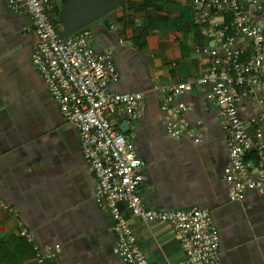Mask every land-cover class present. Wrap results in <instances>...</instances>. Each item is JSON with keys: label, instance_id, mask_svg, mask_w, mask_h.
<instances>
[{"label": "crops", "instance_id": "obj_1", "mask_svg": "<svg viewBox=\"0 0 264 264\" xmlns=\"http://www.w3.org/2000/svg\"><path fill=\"white\" fill-rule=\"evenodd\" d=\"M119 1L107 16L108 30L99 21L90 29L95 50L113 53L119 78L109 90L144 94V113L133 133L142 163L143 206L155 211L207 210L219 233V264H264V195L246 191L243 200H229L223 178L228 138L216 105L194 84L208 66L207 57L195 49L212 46L211 39L201 35L186 0ZM55 4L60 8L61 3ZM51 18L57 24L55 11ZM228 20L225 15L217 22ZM255 20L264 26V20ZM28 24L25 15L10 13L0 0V264H38L22 229L37 244L60 246L54 264H122L112 220L93 202L94 181L78 133L63 120L30 64L35 36ZM176 84L192 87L173 105L188 107L182 120L192 127L200 122L199 144L190 137L175 141L165 133L160 97L153 88ZM238 113L245 124L254 116L248 99ZM124 123L121 120L119 128ZM246 160L255 162L254 151ZM122 213L149 264H181L172 227Z\"/></svg>", "mask_w": 264, "mask_h": 264}, {"label": "built area", "instance_id": "obj_2", "mask_svg": "<svg viewBox=\"0 0 264 264\" xmlns=\"http://www.w3.org/2000/svg\"><path fill=\"white\" fill-rule=\"evenodd\" d=\"M3 1L10 13L28 19V30L35 36L30 64L63 120L78 133L82 158L94 181L93 202L112 220L121 263L149 264L123 216L126 210L143 223L172 227L182 251L181 264H219V233L209 211L197 207L155 211L143 206L139 195L142 163L135 151L133 133L135 122L144 113V94L109 90L119 78L112 51H96L94 33L88 28L60 39L51 18L52 0ZM186 1L201 25V35L212 41L210 47L195 49L207 57L208 66L194 84L216 105L220 127L228 138L229 162L223 172L228 198L241 201L246 191L264 195V26L255 20H264V0ZM225 15L229 20L218 23ZM110 31L115 28L111 26ZM153 90L160 97L165 133L175 141L190 137L199 144L200 122L192 127L182 120L188 107L173 105L192 87L176 84ZM247 99L255 111L249 124L238 113ZM121 120L127 124L125 132L118 126ZM250 151L255 153L253 164L246 160ZM1 207L16 215L11 207ZM21 236L31 245L38 264H54L58 244H37L26 229L21 230Z\"/></svg>", "mask_w": 264, "mask_h": 264}, {"label": "water", "instance_id": "obj_3", "mask_svg": "<svg viewBox=\"0 0 264 264\" xmlns=\"http://www.w3.org/2000/svg\"><path fill=\"white\" fill-rule=\"evenodd\" d=\"M119 5V0H61L57 23L59 38L65 39L98 21L108 30L107 16ZM120 130L125 132L127 124H122Z\"/></svg>", "mask_w": 264, "mask_h": 264}, {"label": "trees", "instance_id": "obj_4", "mask_svg": "<svg viewBox=\"0 0 264 264\" xmlns=\"http://www.w3.org/2000/svg\"><path fill=\"white\" fill-rule=\"evenodd\" d=\"M61 2H59V4H60ZM55 12H56V16L58 17V12H59V8L58 7H56V10H55ZM53 23H55V21L53 22ZM57 23H58V19H57ZM56 24V23H55ZM57 25V24H56ZM88 29H90V27L88 28ZM91 30V29H90Z\"/></svg>", "mask_w": 264, "mask_h": 264}, {"label": "rangeland", "instance_id": "obj_5", "mask_svg": "<svg viewBox=\"0 0 264 264\" xmlns=\"http://www.w3.org/2000/svg\"><path fill=\"white\" fill-rule=\"evenodd\" d=\"M53 1V11L56 10V4H55V0H52Z\"/></svg>", "mask_w": 264, "mask_h": 264}, {"label": "flooded vegetation", "instance_id": "obj_6", "mask_svg": "<svg viewBox=\"0 0 264 264\" xmlns=\"http://www.w3.org/2000/svg\"><path fill=\"white\" fill-rule=\"evenodd\" d=\"M55 2L59 4V0H56Z\"/></svg>", "mask_w": 264, "mask_h": 264}]
</instances>
